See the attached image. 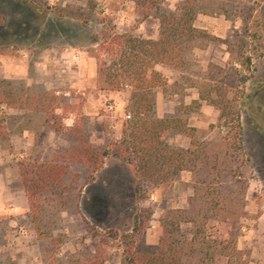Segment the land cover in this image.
I'll use <instances>...</instances> for the list:
<instances>
[{"label": "rangeland", "instance_id": "374dc122", "mask_svg": "<svg viewBox=\"0 0 264 264\" xmlns=\"http://www.w3.org/2000/svg\"><path fill=\"white\" fill-rule=\"evenodd\" d=\"M183 1L164 0L162 7L175 11ZM198 7V28L230 40L236 51L243 47L252 58L250 69L235 65L241 70L240 79L254 73L245 85L251 96L242 114L254 178L246 190L244 217L238 222V247L249 253V264H264V0H200ZM139 12L133 0H33L26 4L0 0V95L53 93L60 100L56 113L61 117L55 123L49 121L45 112L33 106V99L26 109L0 103V264H69L77 250L94 248L93 228L129 232L142 209L150 214L144 241L156 244L166 210L187 208L193 191L190 172H184L180 182L149 189L140 201L137 178L129 164L110 155L93 180L88 167L74 162L62 186L32 187L41 195L35 209L40 218L34 222L20 176L22 163H48L75 147L77 134L66 130L74 121L97 147H107L122 136L130 93L117 92L111 98L100 89L102 54L93 37L101 38L104 30H111L152 39L157 26L158 37L159 20H141ZM229 57L225 44L198 38L190 44L184 69L157 66L170 85L168 95L160 92L166 102L156 104L157 116L184 115L185 107L198 98L193 83L210 72L211 63L225 66ZM110 105L113 110L108 109ZM187 118L210 150L221 147L225 132L218 126L217 108L202 102ZM170 141L183 147L190 144L187 136L177 132ZM228 187L239 190L236 183Z\"/></svg>", "mask_w": 264, "mask_h": 264}, {"label": "trees", "instance_id": "16d2710c", "mask_svg": "<svg viewBox=\"0 0 264 264\" xmlns=\"http://www.w3.org/2000/svg\"><path fill=\"white\" fill-rule=\"evenodd\" d=\"M16 1L26 4L33 0ZM133 1L141 20L150 17L159 20L156 39L111 30H104L101 38L93 37L102 54L98 67L100 89L130 93L127 105L130 118L124 123L122 136L107 147H97L89 141L83 126L74 121L72 126L66 127L67 131L77 134L78 142L73 149L64 155L58 154L48 163H22L20 176L34 222L40 218L35 209L41 195L32 191V187L62 186L68 166L74 162L88 167L93 180L112 155L129 164L137 178L136 193L140 201L149 189L180 182L182 174L190 172L193 191L188 197V206L166 210L160 220L159 240L152 245L144 241L150 222L149 211L145 209L136 215L129 232H102L93 228L94 248L77 250L69 264H107L110 261L112 264H249V253L238 247L241 235L238 222L244 217L246 190L254 178L242 121L251 96L245 85L254 73L240 79L241 70L235 65L250 69L252 58L243 47L236 51L230 40L213 36L195 25L201 12L200 0H184L175 11H165L164 0ZM198 38L225 44L229 60L225 66L211 63L210 72L193 83L198 98L185 107L184 115L160 118L156 114V94L168 95L170 85L157 66L184 69L190 44ZM242 42L240 39L239 46ZM32 99L33 106L45 112L49 121L55 123V119H61L56 113L60 100L53 93L35 97L13 92L8 93V98L0 95V103L15 109H26ZM202 102L219 110L218 126L225 133L217 151L210 150L209 143L199 137L198 129L188 123L187 115ZM175 132L187 136L189 146L173 145L170 137ZM229 183H236L239 190H229ZM113 256L118 259L114 260Z\"/></svg>", "mask_w": 264, "mask_h": 264}, {"label": "crops", "instance_id": "0c3cea01", "mask_svg": "<svg viewBox=\"0 0 264 264\" xmlns=\"http://www.w3.org/2000/svg\"><path fill=\"white\" fill-rule=\"evenodd\" d=\"M149 20V19H148ZM148 20L144 21V23H147ZM157 34H158V26H157V32L153 35L151 34L150 37L152 39L156 38L157 37ZM158 68H162L161 66H159ZM104 92V95L105 96H109V97H116V95L118 94L117 92H114V91H103ZM166 102V99H165V96L162 94V93H158L156 95V104L158 105V107L162 104L164 105Z\"/></svg>", "mask_w": 264, "mask_h": 264}, {"label": "built area", "instance_id": "2783aa9c", "mask_svg": "<svg viewBox=\"0 0 264 264\" xmlns=\"http://www.w3.org/2000/svg\"><path fill=\"white\" fill-rule=\"evenodd\" d=\"M59 93H60V92H57V94H59ZM64 95H65V96H70V92H65ZM108 109H109V110H113V106L110 105V106L108 107ZM126 117H127V118H130V115H127Z\"/></svg>", "mask_w": 264, "mask_h": 264}]
</instances>
